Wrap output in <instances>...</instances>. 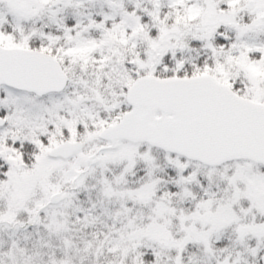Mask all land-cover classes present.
<instances>
[{
	"label": "snow or ice",
	"instance_id": "snow-or-ice-1",
	"mask_svg": "<svg viewBox=\"0 0 264 264\" xmlns=\"http://www.w3.org/2000/svg\"><path fill=\"white\" fill-rule=\"evenodd\" d=\"M0 264H264V0H0Z\"/></svg>",
	"mask_w": 264,
	"mask_h": 264
}]
</instances>
